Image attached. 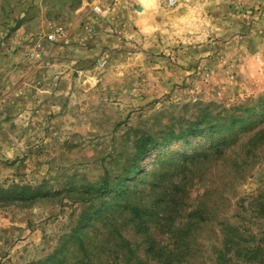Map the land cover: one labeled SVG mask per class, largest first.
I'll list each match as a JSON object with an SVG mask.
<instances>
[{"label":"rangeland","instance_id":"obj_1","mask_svg":"<svg viewBox=\"0 0 264 264\" xmlns=\"http://www.w3.org/2000/svg\"><path fill=\"white\" fill-rule=\"evenodd\" d=\"M209 103L254 108L225 159L187 160L211 135L174 140L138 162L123 207L99 195L139 136L179 134ZM260 127L264 0H0V184L47 194L0 208V264H152V240L189 220L186 264H218L228 238L232 264H264V145L242 152ZM173 185L172 223L124 208L150 213Z\"/></svg>","mask_w":264,"mask_h":264},{"label":"trees","instance_id":"obj_2","mask_svg":"<svg viewBox=\"0 0 264 264\" xmlns=\"http://www.w3.org/2000/svg\"><path fill=\"white\" fill-rule=\"evenodd\" d=\"M254 108L247 106H233V107H222L216 111H211V103L206 104L202 110L196 113L193 118H188V127L186 130H182L179 134L176 130H171L168 135L160 138H154V136L142 135L137 138L134 143L135 152L132 154L130 161L132 166L124 169V175L117 178L116 183H111L108 177L100 184L97 188L99 195L102 194L107 196L108 194L114 192V203L118 207H123L120 199L129 198V192L132 190L127 186L131 179L135 177L140 167L138 162L149 155L151 152H155L160 149V147L165 146L174 140H186L190 137H196L198 135H211L209 145L204 147L194 156L187 158V160L194 161H220L225 159L227 151L231 146L238 143L239 140L237 135L240 131L252 128L254 125L249 121L247 115H251ZM247 141L242 143V152H248V154H254V150L261 145H264V127L256 129ZM256 155V154H255ZM238 163V162H237ZM42 186L34 187L30 184L21 183H10V184H0V208L7 207H19L28 208L31 207L39 198L45 197L47 194L42 190ZM168 188H166L161 195L155 200H152V210L149 211L146 208H141L139 205L129 206L126 205L124 208L130 209L140 221L147 222L149 218L152 217V223L164 224L172 223L175 219L171 212H174L177 208H181L178 205V186L173 185V187L167 193ZM172 190V192H171ZM89 192V191H88ZM171 193V194H170ZM135 195V193H133ZM195 218V212L190 216ZM202 220L197 219L192 225H200ZM191 224L189 222L184 223L178 227V233L174 234V241L170 243L169 246H163L154 244L152 240V264H186L187 256L193 257L198 254L197 249H192L191 244L187 240L186 233L188 231V226ZM146 225V223H145ZM171 227V226H170ZM232 239L228 238L226 241V247L221 250L218 256V264H232L231 259L228 256V252L231 251ZM258 248L249 250L247 249L243 256H247V259L257 256ZM239 251V250H238ZM242 255V251L237 252ZM189 261H191L189 259ZM188 261V264L191 262ZM34 264H42V261L36 262ZM138 264H146L144 259H139Z\"/></svg>","mask_w":264,"mask_h":264},{"label":"built area","instance_id":"obj_3","mask_svg":"<svg viewBox=\"0 0 264 264\" xmlns=\"http://www.w3.org/2000/svg\"><path fill=\"white\" fill-rule=\"evenodd\" d=\"M99 1H103V0H99ZM164 2L168 7H173L178 3V0H164ZM49 39L51 40L54 39V34H50Z\"/></svg>","mask_w":264,"mask_h":264}]
</instances>
